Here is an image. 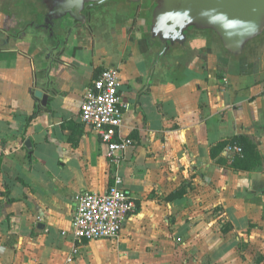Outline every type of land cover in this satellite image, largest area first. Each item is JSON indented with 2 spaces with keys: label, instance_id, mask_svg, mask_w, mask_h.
Returning a JSON list of instances; mask_svg holds the SVG:
<instances>
[{
  "label": "crops",
  "instance_id": "0c3cea01",
  "mask_svg": "<svg viewBox=\"0 0 264 264\" xmlns=\"http://www.w3.org/2000/svg\"><path fill=\"white\" fill-rule=\"evenodd\" d=\"M105 16L47 46L19 26L24 0H0V264H264V42L241 63L204 38L157 61L136 19ZM108 67L127 104L117 165L79 118ZM240 136L258 168L231 167ZM116 175L134 212L118 238L77 241L75 195Z\"/></svg>",
  "mask_w": 264,
  "mask_h": 264
},
{
  "label": "water",
  "instance_id": "95a60500",
  "mask_svg": "<svg viewBox=\"0 0 264 264\" xmlns=\"http://www.w3.org/2000/svg\"><path fill=\"white\" fill-rule=\"evenodd\" d=\"M97 5L136 19L157 61L175 59L190 49L192 40L204 38L227 60L241 63L264 42V0H24L19 26L44 35L47 46H66L74 21L88 28ZM34 95L47 104L48 91L37 88ZM25 145L30 148V141Z\"/></svg>",
  "mask_w": 264,
  "mask_h": 264
},
{
  "label": "built area",
  "instance_id": "2783aa9c",
  "mask_svg": "<svg viewBox=\"0 0 264 264\" xmlns=\"http://www.w3.org/2000/svg\"><path fill=\"white\" fill-rule=\"evenodd\" d=\"M120 86L118 70L104 68L86 87L79 111L80 121L96 132L106 147L107 158L116 165L120 162L116 153L124 151L130 143L119 135L127 108L120 96ZM227 151L242 155L243 149L233 143L227 146ZM74 200L76 210L72 228L77 241L118 238L123 221L135 210L134 201L117 175L103 193L79 192ZM72 252L76 254L78 247Z\"/></svg>",
  "mask_w": 264,
  "mask_h": 264
},
{
  "label": "trees",
  "instance_id": "16d2710c",
  "mask_svg": "<svg viewBox=\"0 0 264 264\" xmlns=\"http://www.w3.org/2000/svg\"><path fill=\"white\" fill-rule=\"evenodd\" d=\"M236 143L243 145V156L236 157L231 163V167L235 171H245L256 169L260 166L262 157L257 149V143L250 137H235ZM233 144V143H231Z\"/></svg>",
  "mask_w": 264,
  "mask_h": 264
},
{
  "label": "flooded vegetation",
  "instance_id": "af4514ba",
  "mask_svg": "<svg viewBox=\"0 0 264 264\" xmlns=\"http://www.w3.org/2000/svg\"><path fill=\"white\" fill-rule=\"evenodd\" d=\"M96 7H98V8H96V9H94L93 11L91 10L90 11V14H91V16L92 15H95V14H104V13H107L108 12V9H105V8H99L100 6L99 5H97ZM97 16V15H96ZM95 16V17H96ZM75 22V24L77 23V27H81L82 28V24H80V23H78L77 21H74Z\"/></svg>",
  "mask_w": 264,
  "mask_h": 264
},
{
  "label": "rangeland",
  "instance_id": "374dc122",
  "mask_svg": "<svg viewBox=\"0 0 264 264\" xmlns=\"http://www.w3.org/2000/svg\"><path fill=\"white\" fill-rule=\"evenodd\" d=\"M107 16H105V18L106 19H112L113 20V18L115 19V18H117L118 16H115V13H112V12H107V14H106ZM123 16V15H122ZM93 23L92 24H94V22H96V20H93L92 21ZM140 25V24H139Z\"/></svg>",
  "mask_w": 264,
  "mask_h": 264
}]
</instances>
